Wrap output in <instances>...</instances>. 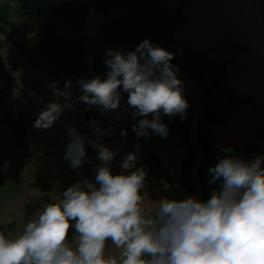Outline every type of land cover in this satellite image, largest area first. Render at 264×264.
<instances>
[{
	"label": "clouds",
	"instance_id": "obj_1",
	"mask_svg": "<svg viewBox=\"0 0 264 264\" xmlns=\"http://www.w3.org/2000/svg\"><path fill=\"white\" fill-rule=\"evenodd\" d=\"M106 56V78L77 79L82 94L75 99L70 97L72 80L65 81L64 90L55 81L49 83L48 90L65 103L53 99L44 104L38 98L44 106L33 127L51 129L78 102L86 105L84 111L96 108L102 114L131 108L130 116L140 118L132 125L138 139L150 132L166 138L163 116L186 118L190 105L178 68L171 63L174 53L145 39L135 51L108 49ZM121 88L128 93L126 105L121 104ZM115 119H121L119 111ZM89 125L96 139L67 126L64 159L73 169L90 162L87 141L100 161L94 166L95 182L83 179L68 187L19 236L0 233V264H264V155L244 160L232 154L233 147H223L225 155L208 169L206 183L217 184L209 199L162 197L146 214L147 193L142 190L147 172L137 166L138 151L125 154L123 171L114 175L111 164L120 150L102 142L114 126L105 129L97 121ZM120 136L126 137L127 130ZM73 227L74 246L69 241ZM108 242L119 250L118 256L106 255Z\"/></svg>",
	"mask_w": 264,
	"mask_h": 264
},
{
	"label": "trees",
	"instance_id": "obj_2",
	"mask_svg": "<svg viewBox=\"0 0 264 264\" xmlns=\"http://www.w3.org/2000/svg\"><path fill=\"white\" fill-rule=\"evenodd\" d=\"M192 2L178 0L171 8L164 0H11L9 4L0 6V44L8 40L19 56L30 59L57 82V86L64 88L65 81L72 80L78 92L77 79L107 71L104 61L108 58V49L135 51L143 40L149 39L174 53L171 63L205 97L204 105L200 106L202 113L196 121V147L191 141L195 110L187 111L183 120L179 115L172 119L165 116L163 122L169 129L166 138L153 136L150 132L148 138L138 139L136 133L129 129H125L129 136L123 138L138 151L145 167L151 170L158 161L148 145L149 141L178 137L185 150L180 179L183 191L180 192L168 176L162 175L164 181L159 183L172 189L165 191V194H171L170 199L195 196L206 201L217 188L216 183H206L210 179L208 169L220 159L215 152L211 128L223 123L234 112L246 107L254 108L255 104L251 97L239 96L234 88L227 86V81L235 73L229 57L247 53L248 47L238 43L203 53L177 36L178 30L188 20L185 9ZM9 8H16L21 24L9 19ZM0 76H3L1 69ZM3 98L0 90V111H3L0 124L10 127L23 144L24 120L5 107ZM80 103L85 109L86 105ZM86 112L85 121L89 117L93 121L98 119L107 128H112L108 121L113 118L110 112L104 115L108 120L103 116L100 120L99 111L94 108ZM25 120L32 123L28 117ZM120 131L114 128L113 132L120 136Z\"/></svg>",
	"mask_w": 264,
	"mask_h": 264
},
{
	"label": "rangeland",
	"instance_id": "obj_3",
	"mask_svg": "<svg viewBox=\"0 0 264 264\" xmlns=\"http://www.w3.org/2000/svg\"><path fill=\"white\" fill-rule=\"evenodd\" d=\"M10 1L11 0H0V6L9 4ZM164 1L167 2L171 8L175 7L178 2V0ZM202 1L203 0H193L191 4L194 3L198 7H204ZM204 1L207 7L205 9L211 11L210 15H214L213 13H216L219 6L224 7L227 5L229 8L236 7L235 10L240 11V7L236 5L247 3L251 5V9L250 6H248L250 12L257 17L255 11H257V14L261 15V13L255 8L256 5H259V2H263L264 4V0H211L214 5H212L210 0ZM9 9L10 10L7 11V14H10L9 19L21 24L22 21L17 16L18 11H16V8ZM262 10L264 12V8ZM238 16L239 13L234 15L236 19ZM197 24L200 29L204 26L203 22H198ZM248 24L249 21L247 20L243 26L247 31L252 33L253 39H257L260 33L256 31V28H253ZM224 28H226V25H224ZM216 40L217 38L215 37L208 40L206 43H214ZM206 46L209 47L207 44ZM15 50V47L8 40L0 44V69L3 71V76H0V90L4 95L3 100L5 107L8 110H11L16 117L21 118L22 121L24 120L25 134L22 139V144L10 127L5 124H0V184L3 183L2 186H0V194H37V192H39L38 194H62L68 187L83 179L95 182L96 173L94 171V166L98 165L100 161L97 158V150L93 149L87 141L85 143V148L87 157L90 158V162L84 163L79 169H73L64 159L65 148L69 142L67 126L77 129L81 134L88 133V139H96V136L89 125V122L93 120L89 117L85 121L84 115L87 114V112L84 111L83 105L78 102L72 109H66L51 129L41 130L34 128L33 124L44 104L53 99H58V102L63 104L65 103V100L63 98H55L53 93L47 88V85L53 82V80L30 59L21 55L19 56ZM106 74L107 71L96 76L83 77V79L90 80L97 76L104 79L106 78ZM178 74H180V72H178ZM187 79L190 80L189 78ZM58 88L64 90L62 87L58 86ZM120 90L122 94L121 104L126 105L128 93L123 92L122 88ZM31 93H35V95H31ZM77 93L79 94L77 89L73 86L70 91V97L75 99L74 94ZM182 94L190 105L187 111L195 110V113L193 114L194 124L192 127L191 141L196 147L195 134L197 125L195 124L198 115H201L202 113L200 106L204 105L205 97L201 91H198L194 83L192 88L189 87V90L184 89ZM40 97L43 98L44 104L40 103L38 99ZM248 108L249 107L243 109L246 110ZM96 110L99 111L98 109ZM117 111H119L121 116V119L119 120L115 119ZM131 111V108H128L127 111H124L123 108L111 111L110 113L114 119L111 118L110 120L106 119L108 117H105V114H102L101 111H99V119L101 120V117L103 116V118L108 120L110 125L112 127L114 126L115 129L122 130L120 127L121 125L124 129L133 131L132 125L137 123V120L140 118L133 119L130 116ZM2 114L3 111H0V117ZM27 117L31 119L32 123L25 120ZM149 118L151 119V117ZM164 119L165 116L163 121ZM113 120L118 121L120 124L115 123ZM259 120H261V122L263 121L262 118ZM97 121L99 127L108 129L103 123H100L101 121L98 119ZM250 122H252V120ZM211 131L212 128L210 133ZM127 136L129 135L127 134ZM170 138L179 140L178 137L173 136L167 139H158V141L156 140L150 145L152 148L151 150L156 155L158 165L152 167V169L148 171L145 169L147 176L145 179V189L142 191H146L147 193L144 203L146 214H148L149 210L153 208V202L159 201L162 197L170 199L171 194H165V191L170 192L169 189L171 188H169L167 184L163 187L162 184L159 183H163L162 181H164L162 175L167 176L168 172L170 175V178H168L172 184L176 186L180 192L183 191L180 178L185 151L183 150L184 148L181 147L182 145L180 141L177 144L176 141L173 142L168 140ZM102 142L105 146L120 150V155L116 156L111 164V171L114 175L121 173L123 170L120 167V163L123 156L129 152L136 151L131 145L125 142L123 137L117 135L113 131L110 136L103 137ZM249 145H251L250 149ZM215 152L218 157H223L216 151V149ZM243 153L242 157H246L247 160L254 159L256 156L264 155V129H257L250 133V136H247V142L244 146ZM140 161H143V163L145 162L138 154V167L142 165ZM163 164L164 166H167L166 170ZM91 172H93V174H91ZM74 235L75 230L73 227V229L69 231V236L73 237ZM106 255L118 256L119 250L116 249L111 242H108L106 245Z\"/></svg>",
	"mask_w": 264,
	"mask_h": 264
},
{
	"label": "crops",
	"instance_id": "obj_4",
	"mask_svg": "<svg viewBox=\"0 0 264 264\" xmlns=\"http://www.w3.org/2000/svg\"><path fill=\"white\" fill-rule=\"evenodd\" d=\"M202 2L204 7H198L193 3L185 9L188 20L178 30L177 36L185 40L194 50L203 53H207L212 49H219L238 43L248 47L249 51L247 53L229 57L235 66V73L227 81V86L234 88L239 96L251 97L254 100L255 107L234 112L228 119L226 118L223 123L213 127L211 131L215 149L221 156L225 155V153L221 151L223 147H233L235 149L233 155H238L242 159L247 160L246 157H242V154H244V146L247 142V136H250V133L257 129H264V12L262 10L264 4L263 2H259V5H256L255 8L261 13L260 15L255 11L256 17L250 12L251 5L247 3L236 5L240 7V11L235 10L236 7L229 8L227 5L224 7L219 6L216 13L210 15L211 11L205 9L207 8L205 1L203 0ZM211 3L214 5L212 1ZM248 6H250V9ZM237 13H239V16L236 19L234 15ZM247 20L249 21L248 25L256 28V31L260 33L257 39H253L252 33L247 31L243 26ZM198 22L204 23L202 29L198 26ZM224 25H226V28H224ZM215 37L217 40L214 41V43H206L208 40ZM205 43L209 47H207ZM176 75L178 79L183 82L182 93L184 89L189 90V87L192 88L193 83L190 80L178 74V72ZM163 118L164 116L162 119ZM261 118L263 119L262 122L259 120ZM251 120L252 122H250ZM156 140L158 141V139L149 141L148 145L150 148L151 143ZM168 140L173 142L176 141L177 144L179 142L178 139L174 140V138ZM141 163L145 167L143 161ZM166 167L167 166H164L165 170ZM145 169L147 171L150 170L147 167H145ZM91 174H93V172H91ZM167 176L170 178L168 172ZM2 184L3 183H1L0 186H2ZM38 193L39 192H37V194H0V233L8 238L19 236L22 234L25 225L39 215V212L45 204L56 202L58 199L62 198V194ZM74 223L72 224L74 225ZM72 229L73 228L70 230ZM72 238L73 237L69 236V241L73 243L74 246Z\"/></svg>",
	"mask_w": 264,
	"mask_h": 264
},
{
	"label": "water",
	"instance_id": "obj_5",
	"mask_svg": "<svg viewBox=\"0 0 264 264\" xmlns=\"http://www.w3.org/2000/svg\"><path fill=\"white\" fill-rule=\"evenodd\" d=\"M251 145H249V149H250Z\"/></svg>",
	"mask_w": 264,
	"mask_h": 264
}]
</instances>
